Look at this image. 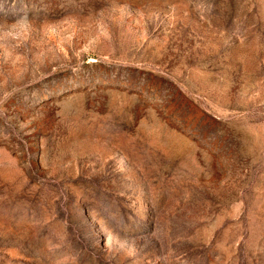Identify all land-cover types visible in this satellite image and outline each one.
Listing matches in <instances>:
<instances>
[{
    "label": "rangeland",
    "instance_id": "rangeland-1",
    "mask_svg": "<svg viewBox=\"0 0 264 264\" xmlns=\"http://www.w3.org/2000/svg\"><path fill=\"white\" fill-rule=\"evenodd\" d=\"M0 264H264V0H0Z\"/></svg>",
    "mask_w": 264,
    "mask_h": 264
}]
</instances>
